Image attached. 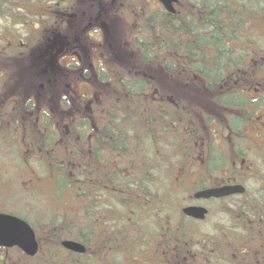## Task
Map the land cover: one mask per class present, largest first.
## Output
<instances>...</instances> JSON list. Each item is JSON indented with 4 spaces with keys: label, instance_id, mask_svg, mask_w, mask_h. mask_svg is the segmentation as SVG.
I'll return each instance as SVG.
<instances>
[{
    "label": "flooded vegetation",
    "instance_id": "1",
    "mask_svg": "<svg viewBox=\"0 0 264 264\" xmlns=\"http://www.w3.org/2000/svg\"><path fill=\"white\" fill-rule=\"evenodd\" d=\"M6 1L3 9V5L0 4V113L19 115L22 117L19 126H22L23 130L36 131L29 135L31 142L26 146L23 145L21 151L23 155H27L31 149L37 150L42 144L43 132H46L52 137V144L46 152V157L64 163L80 162L81 168L85 167L82 189L84 199L81 198L80 205L86 214L89 205L87 185L91 182V177H96L99 171V167H95L94 162L98 161L103 168L104 160L110 161L115 170L120 156L117 125L110 122L115 117L111 115L115 110L118 111V102L116 100L115 106L111 108L106 105L105 100L112 95L107 89L111 85L115 87L116 81H122L124 76L133 73L132 76L145 77L148 86L143 92L133 91L126 94L144 98L149 105L148 110L152 103L166 107L171 101L170 90L166 85L167 60L164 59L161 64L164 74L160 77V90L157 88L153 90L151 83L155 79H152L151 75L134 69L133 52L139 53L141 49L138 48V51L132 49V42L146 35L145 23L143 22L144 25L141 26L138 21L142 15L141 0H87L84 6L77 10L74 9L76 0H50L42 10L39 0ZM145 2L149 6L146 9L148 14L158 10L163 15H167L168 12L158 0H145ZM177 2L174 3L175 9ZM152 3L155 5L152 6ZM115 5L117 7L113 8ZM8 6L12 10L8 9ZM146 14L144 11V17ZM119 17L125 19L130 26L121 27ZM19 25H23L25 33L23 37L20 35ZM165 36L163 38H166ZM150 51L148 50L149 54ZM120 67L126 70V72L121 71V75ZM176 69L185 72L181 67ZM254 91V97L260 96L264 102V94ZM213 93L215 94L214 91ZM218 108L221 115L220 118H212L214 129L211 136L214 147L220 152L219 157L210 156V147L206 144L200 153L184 155L185 158L190 159L186 166H182L179 159L180 163H177L176 170L171 171L180 185L178 189L186 192L188 196L185 202L180 204L179 209L177 208L175 224L193 225L206 220L211 212L217 210L225 213L229 222L237 225L240 214L236 202L240 196L248 192L250 195L258 196L256 206L260 217L254 226L251 225L252 220L246 221V225H250L255 235L240 234V236H232L228 241H210L209 247L206 248H211V252L199 248L188 249L187 242L182 239L168 244V236L160 235L159 248L168 252V256H165V264H264V249L261 248L262 244H259L264 238V122L260 123L256 120L254 124L249 122L252 124L250 126L243 124L241 133L233 134L229 127L230 109L221 106ZM257 114L256 119L261 115V120H264V111H259ZM118 116L117 112L116 117ZM24 117H27L26 121ZM107 126H112V130L109 131ZM149 126L150 124L146 127ZM25 137L23 136L22 139ZM33 137L37 139L34 140ZM219 141L223 144L219 145ZM195 159L197 164L194 163ZM88 160L90 163L87 162ZM194 166L197 169L201 168L202 173L197 175L189 188H185L183 185L186 175L193 172ZM249 180L255 183L250 190L247 185ZM236 184L244 187L242 193L218 198L194 197L195 192L205 188ZM32 190L37 194L31 192ZM39 191L36 179L31 183H25L20 189L21 193L31 198L27 199L30 201L37 200L35 197ZM230 199L234 202H225ZM211 201L217 202L214 203L216 208L209 204ZM21 206L30 219L38 221L39 209L22 201ZM188 206L206 208L205 217L196 219L185 214L183 208ZM0 213L13 214L7 211ZM13 215L22 218L33 228L39 248L35 255L29 256L17 246H0V260L10 256L9 249H14L13 252L17 253L15 257H10V262L11 259L16 261L18 255L34 258L40 250V229L35 223L32 224L19 215ZM169 222L165 219L160 220L162 226ZM65 239L82 243L84 251L78 253L65 248L62 245ZM91 239L84 231L80 238L61 237L59 244L64 254L70 256L72 260L79 256L80 264H87L88 258L93 254ZM252 241L255 245L250 244ZM247 242V247L251 248L252 253L242 257ZM237 243L241 244V248L233 246ZM119 247L118 238L113 239L112 248L117 251ZM109 248L107 246V249ZM234 248L238 250L235 252ZM147 254L149 253L143 252V258H146ZM113 258L115 261L118 260V256ZM135 262L142 264L137 259Z\"/></svg>",
    "mask_w": 264,
    "mask_h": 264
},
{
    "label": "trees",
    "instance_id": "2",
    "mask_svg": "<svg viewBox=\"0 0 264 264\" xmlns=\"http://www.w3.org/2000/svg\"><path fill=\"white\" fill-rule=\"evenodd\" d=\"M49 1L39 0L40 9L42 10ZM140 2L146 6L145 0ZM6 3V0H0V4L3 5L2 9ZM177 4L176 11L167 13L166 16L158 10L148 14L145 8L144 11L148 14L144 17L146 35L140 39L136 38L132 42V49L134 48L137 51L138 48L141 49L139 53L133 52V60L135 61L132 64L134 69L143 73L146 72L145 66L150 65L151 61H159L162 64L163 60L166 59L168 72L171 69L181 67L185 72L191 73L195 76L198 86L204 85V88L215 92L213 100L217 107L230 109L229 127L233 134L239 135L243 124L256 122L257 119L252 121V118L258 116L257 112L264 111L262 98L260 96L258 98L254 97V90L264 94V22L256 20L257 17L264 15V0H178ZM8 9H11V7L8 6ZM164 36L166 38H163ZM148 50H151L150 54ZM180 63L182 65H179ZM130 70L134 71L133 69ZM121 71L126 72L120 67V75L122 74ZM132 75L133 73L127 74L124 76L125 78L121 79L122 81H116V84L114 83L115 87L111 85L107 90L112 95L105 100L109 108L115 106L116 100L118 102L117 112L119 116L116 117V110L113 113L110 109V112L113 113L111 116H115L110 122L117 125L120 155L124 152L130 154L133 149L139 146L145 156L149 155L143 146V142L147 138V141H149L152 136L154 142L156 140L162 146V150H165L168 146H175L171 158L178 157L179 160L181 154L188 156L194 151L196 153L197 149H199L197 153H200L206 144H209L210 156L219 157L220 152L214 147L211 136L214 129L212 128V118H205L201 116L203 113L200 112H197L199 115H196L197 113L193 114V110H190L187 107L188 104L185 103V105L183 102H177L176 104H174L175 102H169L166 107L152 103L148 110L149 105L144 98L126 94V92L133 91L143 92L148 86L145 77ZM156 82V80H152L153 89L160 90V84L157 86ZM173 104L175 107H173ZM185 111L192 114L189 116ZM201 120L204 122L203 129L198 123ZM20 122H22V117L19 115L0 113L1 176L6 174L4 173L2 156L6 157L7 161H13L12 163L16 166V161L7 155L6 150L15 147L16 151L17 145L19 147L28 145L31 142L30 133L36 132L23 130L22 126H19ZM148 124H150L149 129L146 127ZM106 128L109 131L112 130V126ZM204 128L207 129L206 133ZM23 136H26L25 139H22ZM42 137V144L43 142H48L49 145L52 144V137L49 133L43 132ZM33 139L36 140L37 137H33ZM166 139H169L170 145L166 144ZM6 141H10L12 146H7ZM21 147L19 150H21ZM160 153V159L164 160L168 157V154H165L164 151ZM151 157H153L152 161L142 163L136 175L132 177L128 175V170L134 165L131 161L126 163L118 160L115 170L110 161L104 160L103 168L100 167L98 161L97 163L94 162V166L99 167L98 169L102 172L101 179L110 183V187L114 184L118 189L114 188L112 191L109 189L111 192L108 193L104 183H102V187L97 183L98 178L91 177V182H88L87 185L89 191L87 213L85 214L80 204L79 207L70 211L73 215L65 209L55 212L57 216L64 217L60 223L55 222L56 220H53L51 214L45 213L38 204L35 207L40 212V214L37 213V215L39 214L38 221L30 219L23 211L21 202L17 201L19 204L12 203L11 201L15 202L16 197L11 199L6 195V189L0 188V211L19 215L32 224L35 223L36 227L40 229V250L37 256L30 258L18 255L16 261L11 259V262L8 261L9 256H7L8 260L6 258V260L2 259L0 264H80L79 256L72 260L70 256L64 254L59 241L61 237L67 236L80 238L84 231H86L87 236L92 238L90 241L95 242L94 244L97 246L92 248L93 254L88 258L87 264H105L107 259L110 262L107 261L106 264H111L115 262L113 256L116 255L114 252L119 254L118 259L121 257L120 250L117 249L116 251L115 248H112V240L118 238L120 244L123 241L127 243L126 238H124L127 224L120 226L114 224L120 215L121 218L131 215V221L127 223H131L140 232L138 236L129 238L134 253L137 249H140L141 252L143 249L147 250L149 254L155 253V249H159L160 235L168 236V244L173 243L174 240L178 239L175 230L172 229L173 225L180 230L185 228L188 234H182L179 239L187 242L188 249H193V245L197 242L193 243L196 240L192 233L193 229L178 223L176 225L177 210L170 206L171 197L177 186L180 185L177 183V186L173 187L176 179L173 173L168 172L167 164L164 166L165 173H161L163 175L155 174L153 169L159 164L157 162L159 159L153 155ZM172 161L170 160L169 163H172ZM35 162L40 165L39 169L44 164L42 160H35ZM46 162L59 163V161L51 160L50 157H47ZM67 166V163L61 162L60 167L55 172L54 179L56 183L51 191L54 190L59 197L57 191H59L60 185L71 186L73 198L74 196L80 197L83 195L85 167L81 168L80 162H76L72 163V167L68 168L67 171ZM28 172L29 170H26V173ZM36 173L39 172L36 170ZM165 179L170 182L166 184ZM133 189L136 191L138 200L132 201L130 197H122L125 192L133 193ZM41 193L40 190L38 192L39 196ZM1 194H4V196L1 197ZM14 194L18 193L15 192ZM105 195L110 196L115 202L123 203L130 211H126L123 215L119 214L114 204H111V210L109 208L102 210ZM114 197H117V199ZM96 199H101V201L96 204ZM257 199L258 196L246 192L236 202L239 205L238 213L240 214L239 223L233 231L236 232V236H240V234L255 235L250 225H246V221L252 220L251 225L253 226L258 221L260 216L256 206L258 204ZM37 201L39 202V199ZM146 202L149 203L147 206H145ZM94 203L97 205L96 207ZM141 210L152 216V219H149L151 229L139 227L137 220L140 218L133 217L134 213L136 214ZM77 213L83 214L84 219L81 222H70L66 219L67 216H71V219L74 218ZM115 213L118 217L114 216ZM162 219L170 222L162 226L160 223ZM110 221H113V223L109 224ZM237 228L239 229L237 230ZM42 231L44 232L42 233ZM250 244H254V242L252 241ZM103 246L110 247L108 249L109 254L100 252ZM13 251L15 250L9 249L8 252L13 254ZM243 251L246 254L245 251L250 250L245 248ZM107 254L108 256H106Z\"/></svg>",
    "mask_w": 264,
    "mask_h": 264
},
{
    "label": "rangeland",
    "instance_id": "3",
    "mask_svg": "<svg viewBox=\"0 0 264 264\" xmlns=\"http://www.w3.org/2000/svg\"><path fill=\"white\" fill-rule=\"evenodd\" d=\"M87 0H76L74 3V9L77 10L79 7H83L84 6V2ZM152 6H154L155 4H151ZM117 7V5H115L113 8ZM149 6H145L144 4L141 6L140 8V14L141 15V19L138 20L140 22V25H144V10L145 8L148 9ZM112 8V9H113ZM147 11V10H146ZM258 21L264 22V15L262 17H257ZM119 25L121 27L123 26H127L129 27L130 25L128 24V22L125 19H122V17H119ZM146 72L152 76V79H155L156 85L159 86V84H161V75L164 74V69L162 70L161 68V63L159 61L156 62H152L150 65H146ZM167 73V77H166V85L168 90H170V102L176 104L177 102H183L184 104H188V108L190 110H193V114L200 112L203 113V117L205 118H220L221 112L220 109L214 104L213 102V91L210 89H206L204 88V85L202 86H198L196 83V79L195 77L188 72H182L180 70L177 69H171L170 72H166ZM154 90V89H153ZM151 92L152 89H151ZM144 100V99H142ZM173 104V107H175ZM185 104V105H186ZM182 110L184 111V109L182 108ZM189 116L190 113L189 111H185ZM256 114V113H255ZM196 115H199L198 113ZM257 116H254V118H252V121L256 120ZM261 115L259 116V118L257 119L258 121H260V123L264 122V120H261ZM27 117H24L25 121H26ZM94 119L96 120V116H94ZM200 127H204V122H202V120L200 122H198ZM252 124H254L253 122H250ZM247 124L246 126H250L252 124ZM203 129V128H202ZM207 129L204 128L205 133ZM147 138V136H146ZM148 139V138H147ZM144 141L143 142V146L145 147V149L147 150V154L149 155H153L156 156L157 159H159L157 162L159 164L156 165V167L153 169V172L155 171V174L157 175H163L161 173H165V164H167L168 166V172L172 173L171 171H175L176 170V166L177 163H180V161L178 159V157H172L173 151H174V147L175 146H168V147H164L165 150L161 149V145H159L156 140L154 142V138L151 136L149 138V141ZM152 140V141H151ZM151 141V142H150ZM7 146H12L10 145V141H6ZM22 144V143H21ZM166 144L170 145V141L169 139H166ZM219 145H222L223 143L221 141L218 142ZM159 145V147H158ZM165 145V144H164ZM16 146V145H15ZM51 145L48 144V142H43L42 145H39V148H37V150H33L31 149L30 152L27 155H23L21 153L22 151V147L21 150H19V146L17 145V149L15 151V147H11L10 149H7V155L12 158L14 161H16V166H14V164L12 163L13 161H7L6 157L4 158V156H2V162L4 164V168H5V175H0V188L2 189H6L5 193L8 197H11V199H14V197H16L15 202L11 201L12 203H16L19 204L17 201L19 202H23L26 204H29L32 207H37L36 205L38 204V206H41V208L43 209V211L46 213L51 214V217L53 218V220H56L55 222L60 223L61 219H64L63 216H57V214L55 212H60L62 210H64L65 208H67L68 213L72 214L70 211H73L75 208L79 207V204L81 203L80 200L81 198H83L82 196L80 197H76L72 196L73 191L71 186H64V185H60L59 186V191H57V194L59 195V197L56 195L55 191H51V188L53 187V185H55V179H54V175L55 172H57L58 168L61 165V162L54 163H48L47 161V157H46V152L49 151V147ZM140 147V146H139ZM135 148L133 149L130 154L124 152L123 154H121L118 158L119 162H132L134 165L128 170V175L130 177L136 175V173L138 172L140 165L142 163L147 162H151L153 157L144 154L143 151H141L140 148ZM143 148V147H142ZM39 149V151H38ZM144 149V148H143ZM158 149V150H157ZM164 151L165 154H168L167 158L160 159L161 157V153ZM199 151V149H197L196 153L195 151L191 153V155L197 154V152ZM251 153V152H249ZM49 154V153H48ZM166 156V155H165ZM71 158H73V155H71ZM42 160L44 161V164H42L41 168L39 169L40 165H37V162H35V160ZM170 160L172 161V164L169 163ZM181 164L182 166H186L188 161L190 160L188 157H184L183 154H181ZM88 163H90V161H87ZM161 162V163H160ZM194 163L197 164L196 159L194 160ZM260 163V162H259ZM68 166L66 167L67 171L68 168L72 167V163H67ZM26 170H29L28 173H26ZM36 170L39 173H36ZM158 170V171H157ZM66 171V172H67ZM125 172V170H123ZM157 171V172H156ZM25 172V173H24ZM68 173V172H67ZM101 171L99 169V171L96 174V178H98V184L100 186L103 187V184L107 187V192H111L112 189H118L117 186H115L114 184L112 185V187H110V183L105 182L103 179H101ZM202 173V169L199 168L197 169L196 166H194V170L193 172H191L190 174L186 175V181L183 185V187L185 188H189L191 186V183L194 182V180L196 179L197 175H200ZM174 175V174H173ZM68 176H70L68 174ZM67 176V177H68ZM161 179H163L162 177H160ZM34 179H36V182H38L39 185V190H41V194L39 196V194L37 195V197H35L37 200L39 199V202L36 201H30L27 199H31L27 194L25 193H21L20 189H22V186H25V183H31L32 181H34ZM175 181V180H174ZM166 184H168L170 181L168 179H165ZM160 183V182H159ZM43 184V185H41ZM51 184V185H50ZM97 185V184H95ZM247 185L249 187V190L255 186V183L253 180H249L247 182ZM157 186V185H156ZM177 186V182L175 181L173 183V187ZM103 189V188H101ZM106 189V188H105ZM111 191H110V190ZM18 190V191H17ZM78 190V189H77ZM135 189H133V193H127L125 192L124 194H122V197H130L132 201H136L139 198L136 195V191H134ZM51 191V192H50ZM18 193V194H14V193ZM35 194H37L36 191H31ZM4 196V194H1V197ZM148 197V196H147ZM187 193L184 192L183 190L177 189L175 190V193H173L172 197H171V208L177 210V208L179 209L180 204H182V202L184 203L186 198H187ZM84 199V198H83ZM101 201L96 199L95 203L98 204ZM38 202V203H37ZM226 203H233L234 200L230 199V200H225ZM94 203V206L96 207L97 205ZM217 202H209V204L213 205V207L216 208L215 204ZM103 207L101 208L102 210H106L107 208L110 209L111 204H114L117 208V212H119V214H125L126 211H130L129 208L125 207L123 203H119V202H115L113 201V199L110 198V196L105 195L104 200H103ZM149 203L146 202L145 206H147ZM144 206V207H145ZM111 210V209H110ZM174 211V210H173ZM130 213V212H129ZM131 214V213H130ZM77 216H75L74 218L71 219V216H67L66 219H68L70 222H81L83 218V214H76ZM115 217H118V215L115 213L114 214ZM121 216V215H120ZM118 217V220L114 223L117 226L120 225H126L125 226V232H124V238H126L127 243L125 241H123L120 244L119 250L121 253V257L120 259L116 260L115 262H112L111 264H137L135 262V259L138 260L139 263L142 264H165V256H168V252H166L164 249H155V253L152 254H147L146 258H143L144 256H142V252H147V250H144L141 252L140 249H137L136 253H134V249L132 248V245L129 242V238L134 236H138V234L140 233L139 230L137 228H135L134 226H132L131 223H127L130 222V216H124V217ZM133 217L136 218H140L139 220H137V224H139V227H147L148 229H151V227H149V225H151V222L149 219H152V216L148 215V213H144L141 211L136 212V214H133ZM144 219V220H141ZM140 221V222H138ZM144 222V223H143ZM113 221H110L109 224H112ZM235 224H232L231 222H229V219L226 218V214L225 213H221L218 212L217 210H214L213 212H211V214L208 216V218L204 221H200V222H196L193 223V225L189 224V227H191L192 233L195 236V241H197L194 245L193 248L197 249L199 248L200 250H205V251H209L211 252L212 249L209 248L207 249L206 247H209L208 243L210 241H217V240H221V241H228L232 238V236L236 235V232L234 231L235 228ZM187 228V227H186ZM173 230H175V234L177 235V238H181L182 234H188L187 231H185V228H183L184 230H180L177 226L172 227ZM189 229V228H188ZM239 228H237L238 230ZM190 230V229H189ZM185 231V233H184ZM111 232V231H110ZM217 239V240H216ZM176 240L173 241V243ZM95 242L91 241L90 244H92V248L97 247L95 244ZM172 243V242H171ZM213 244V243H212ZM261 248L264 249V238L261 239ZM160 245V241L159 244ZM255 245V244H253ZM142 246V245H141ZM234 247L237 248H241V244H235L233 245ZM237 248H234V251L236 252V250H238ZM150 249V248H149ZM148 249V250H149ZM246 250H251L250 247H247ZM108 249L107 247L103 246L101 247L100 252L103 253H107ZM232 251V249H231ZM246 255L243 254L241 255L242 257H246L251 255V251H245ZM16 252L13 254L9 253L8 255H10L8 257V261H10V257H15L16 256ZM116 256H118V254H115ZM108 256V254L106 255ZM227 256H229V254H227ZM178 257V256H177ZM135 258V259H134ZM178 259L180 260V257H178ZM237 259V257L235 258ZM108 261V259H107ZM107 261H105V264L107 263ZM110 262V261H108Z\"/></svg>",
    "mask_w": 264,
    "mask_h": 264
},
{
    "label": "water",
    "instance_id": "4",
    "mask_svg": "<svg viewBox=\"0 0 264 264\" xmlns=\"http://www.w3.org/2000/svg\"><path fill=\"white\" fill-rule=\"evenodd\" d=\"M164 8L173 13L174 3L178 0H158ZM244 187L240 184L224 185L220 187H210L194 193L196 198L223 197L233 193H242ZM183 212L196 219H203L207 209L201 206H188L183 208ZM62 245L72 251L82 253L84 246L82 243L65 239ZM0 246H17L25 254L33 256L37 253L39 245L33 228L22 218L9 213H0Z\"/></svg>",
    "mask_w": 264,
    "mask_h": 264
},
{
    "label": "clouds",
    "instance_id": "5",
    "mask_svg": "<svg viewBox=\"0 0 264 264\" xmlns=\"http://www.w3.org/2000/svg\"><path fill=\"white\" fill-rule=\"evenodd\" d=\"M18 27L20 29V35H21V37H23V35L25 34L24 30H23V25H19Z\"/></svg>",
    "mask_w": 264,
    "mask_h": 264
},
{
    "label": "bare ground",
    "instance_id": "6",
    "mask_svg": "<svg viewBox=\"0 0 264 264\" xmlns=\"http://www.w3.org/2000/svg\"><path fill=\"white\" fill-rule=\"evenodd\" d=\"M150 226V225H149Z\"/></svg>",
    "mask_w": 264,
    "mask_h": 264
}]
</instances>
